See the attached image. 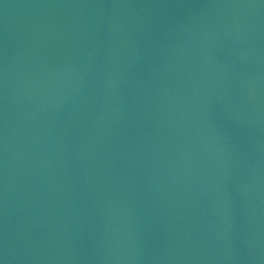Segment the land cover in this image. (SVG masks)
<instances>
[{"label":"water","instance_id":"water-1","mask_svg":"<svg viewBox=\"0 0 264 264\" xmlns=\"http://www.w3.org/2000/svg\"><path fill=\"white\" fill-rule=\"evenodd\" d=\"M0 264H264V0H0Z\"/></svg>","mask_w":264,"mask_h":264}]
</instances>
